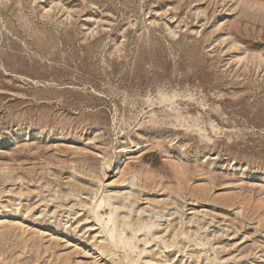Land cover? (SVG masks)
Returning <instances> with one entry per match:
<instances>
[{"label":"rangeland","instance_id":"rangeland-1","mask_svg":"<svg viewBox=\"0 0 264 264\" xmlns=\"http://www.w3.org/2000/svg\"><path fill=\"white\" fill-rule=\"evenodd\" d=\"M0 264H264V0H0Z\"/></svg>","mask_w":264,"mask_h":264},{"label":"bare ground","instance_id":"bare-ground-1","mask_svg":"<svg viewBox=\"0 0 264 264\" xmlns=\"http://www.w3.org/2000/svg\"><path fill=\"white\" fill-rule=\"evenodd\" d=\"M123 165H124V162L120 164L119 169H118L119 172L122 170ZM129 184L133 185L131 181L129 182ZM130 195L131 193L129 192L124 193L123 200H126L128 198V200L130 201V198H129ZM113 198H116L115 194L114 195L105 194L100 198V201L97 204L96 208L107 206L108 208V212L106 214L107 220L101 223V218L99 219L97 218V221L100 223V230H101L100 232L104 233L107 236L106 238L111 240L114 246L120 247L123 249L122 251H123V255L125 258L128 256L127 251L125 249V246L128 245V241L126 238V230L137 232V233L140 231H143L141 237L138 238V241L142 242L144 246H146L147 244H149L151 241H154V240L155 241L158 240L164 243V239L161 238L159 235L156 236L157 233L155 234L153 232L157 224H154V226L148 225L146 220L142 219L140 216L142 212H139V214H137L135 218L134 216H130L131 215L130 209L128 210L126 216L121 215L120 206L117 205L116 202L112 201ZM129 248L133 252L134 248H131L130 246ZM163 248L166 250L167 246L165 245ZM147 252L148 250L145 247L139 250V254H142V253L146 254Z\"/></svg>","mask_w":264,"mask_h":264}]
</instances>
